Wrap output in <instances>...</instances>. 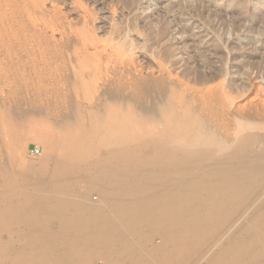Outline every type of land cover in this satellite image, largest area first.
<instances>
[{"label": "rangeland", "instance_id": "1", "mask_svg": "<svg viewBox=\"0 0 264 264\" xmlns=\"http://www.w3.org/2000/svg\"><path fill=\"white\" fill-rule=\"evenodd\" d=\"M145 1L133 8L130 0H0V193L20 186L27 164H47L52 146L56 156L68 149L85 165L119 143L158 140L163 119L184 105L191 117L184 130L207 136L223 149V159L246 130H264V0H241L251 17L240 0ZM168 10V22L183 15L186 31L164 34ZM195 58L221 76L194 84L188 71ZM78 72L90 81L86 91ZM155 83L159 89L148 103L142 90ZM114 108L137 122L124 142L104 135ZM77 186L84 189L86 181ZM263 191L252 192L191 264L205 262ZM93 196L97 200L98 192ZM12 232L0 235L8 239ZM19 239L14 234L16 245ZM153 240L148 252L160 253L162 237ZM105 262L97 255L93 264Z\"/></svg>", "mask_w": 264, "mask_h": 264}, {"label": "bare ground", "instance_id": "2", "mask_svg": "<svg viewBox=\"0 0 264 264\" xmlns=\"http://www.w3.org/2000/svg\"><path fill=\"white\" fill-rule=\"evenodd\" d=\"M130 3L133 8L143 5L141 0ZM240 4L245 5L241 0ZM245 6L244 14L252 15ZM170 11L162 15L164 24ZM183 20L178 15L168 22L164 34L186 31ZM189 64L188 74L196 85L221 76L205 71L204 60L195 58ZM78 76L86 91L90 81L80 72ZM157 84L142 90L148 103L159 89ZM184 106L183 114L177 110L175 117L163 119L165 127L155 132L158 140L119 143L85 165L68 149L56 156L58 148L52 146L47 164H27L20 186L0 193V231H13L8 239L0 235V264H93L97 255L105 256V264H191L249 203L252 192L264 188V130H246L223 159V149L207 136L184 130L191 118ZM108 117L106 137L124 142L133 134L137 122L130 114L114 108ZM79 180L86 181L84 189L78 188ZM94 192L99 194L97 200ZM158 235L160 253H149L147 248ZM215 247L200 264L264 260V191L251 212Z\"/></svg>", "mask_w": 264, "mask_h": 264}]
</instances>
